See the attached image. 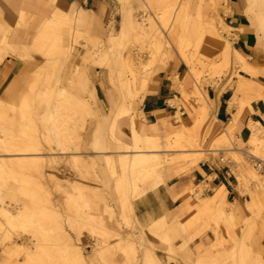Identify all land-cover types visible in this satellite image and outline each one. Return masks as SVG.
Instances as JSON below:
<instances>
[{"label": "bare ground", "instance_id": "6f19581e", "mask_svg": "<svg viewBox=\"0 0 264 264\" xmlns=\"http://www.w3.org/2000/svg\"><path fill=\"white\" fill-rule=\"evenodd\" d=\"M130 1L118 0L124 10L120 30L116 35L109 36L107 47L103 50L106 53L103 58L115 63V67H110V73L117 82V94L109 92L106 95V100L111 107L109 115L111 118L109 123L110 142L99 133L98 128L94 133L91 146L94 154H106L104 165L114 179V190L121 204V216L125 219L131 214L138 221L134 200L166 185L171 176L180 178L187 175L204 162L210 152H218L220 157L224 158L227 153L241 154L239 149L225 148L230 141L229 131L232 129L229 128L216 135L209 131V138L206 141L211 146L210 149L199 150L201 142L204 140V135L198 133L203 120H199L192 127L188 126L183 117L181 105L184 104L188 107L190 103H195L193 99H196L200 106L192 104V109H198L204 119L206 115L209 116L212 113V103L208 98L207 88L217 86L219 84L217 79L230 68L232 63L252 77H257L259 72L250 65L248 58L234 47L238 38L233 34V30L226 25L224 16L222 18L220 4L217 3L221 0H210V2L199 0L198 5L195 0H144L143 5L139 6L144 14L142 22L135 20L132 12L125 7ZM260 1L263 6L259 9L262 11L264 10V0ZM56 3L57 0H47L44 4L53 6ZM250 9L246 11L251 24L250 29L258 31L259 27H264V15L262 12L256 13L254 6ZM194 10L196 14H193ZM148 13L149 17L144 19ZM27 21L25 13L21 12L19 20L13 27L8 26L9 29L0 42V63L6 57L11 56L21 60L24 64L22 77L18 80L17 86L26 83L30 74L33 75V81H30L20 94H14L13 86H11L7 92L6 100L0 99V132L2 134L0 135V261L1 264H86L79 247L65 243L68 238L65 237L64 244L61 243V240L47 243V230L39 221L46 216L45 212L37 215L35 210L32 211L27 206L13 208L5 201L4 193L9 191L10 178L21 184L22 192L25 195L33 193L34 190L30 188L31 184H37L39 190L43 189L44 194L47 192L41 183H37L38 178L36 179L33 174H41V169L48 163L45 161L44 149L37 136L36 117L32 103L34 97L39 95L37 94L39 82L53 83V86L49 87L53 96L50 101L49 118L52 122L51 129L54 133L55 144L60 147L59 155L79 152L77 141L80 140V136L77 129H84L85 119L94 112V109H91L85 100L71 95L66 89L59 91V78L54 74L55 63L59 57L62 62L69 60L71 56L69 43L74 36L75 39L79 38V33H81L80 30H76L74 33L75 27L78 29L87 27V33H90V29H93L91 23H97L99 19L92 12L83 9L77 10L75 7L68 12L55 10L49 18L34 27L35 35L29 44L21 43L22 39L16 38L15 34L16 30L27 25ZM9 34L11 37L8 40ZM131 39L136 42H144L145 45L138 49V53L128 54L122 58L121 51ZM205 41H207L212 54L200 60L197 49L199 50ZM193 46L196 50L191 52ZM139 53H148L150 59L146 60ZM34 54L47 60L45 65H36L35 70L30 72L34 66ZM171 62H176V64L182 62L188 68L181 80L177 77H169L173 80V89L180 95L169 101L170 106L176 110L174 118L180 123L172 133L169 131L170 116L168 113L165 117L160 116L156 123L148 124L144 112L138 111L149 92L148 82L150 79L155 78L158 72L165 70ZM199 66L211 72L210 78L201 76ZM78 82L80 88L87 86L89 78L86 71L78 72ZM229 83L236 87L235 96L230 103L231 109L237 105L239 95L254 94L259 88L257 83L246 79L241 74L238 75L237 83H234L233 80H230ZM92 93L97 97L96 88L92 89ZM256 96L262 97L260 94ZM71 111H73L72 117L69 116ZM120 121L127 123L130 129L129 135H125L117 129V124ZM249 129L251 135L247 144L250 145L251 151L248 154L251 159H258L262 164L258 169H255L252 164L253 167L245 161L246 167L238 169L240 174L236 179L240 186H236V189L243 195L248 188L250 190V181L259 183L264 180V159L258 156L260 153L258 150L264 143V128L251 122ZM123 139H126L128 143ZM111 149H115L120 155L118 157L108 155L107 153ZM52 150L58 151L57 149ZM162 153L180 154L181 157L162 162L159 157ZM69 161L72 163L71 167L74 173L79 176L91 175L97 165V161L93 157L74 156ZM233 162L237 163L234 160ZM258 172L262 175L260 176ZM26 173L28 176L25 177ZM163 174H166L167 177H164ZM204 184L210 186L208 182L196 185L195 195H201L203 192L201 187H204ZM55 185L60 191L64 190L70 200L74 199L85 204L86 200L89 201L90 194L86 192L85 186L64 184L57 180H55ZM213 190L212 195L200 198L199 204L189 207V212L194 211L192 219L179 222L176 228H172V234H189L192 235L191 239L195 240L200 236L198 229L201 222L207 226L214 222L219 228L224 221L230 225L227 235L236 241L234 228L237 226L236 223L240 222L241 210L237 205L233 207L229 204L228 191L225 186ZM131 193L134 194V198L131 197ZM91 194L94 199L93 204L98 209L99 203L103 202L104 204V196L99 192ZM250 194L251 199L246 203L247 211L250 214L245 218L244 226L241 228L242 235L247 236L256 228L260 239L263 240L264 185L260 186V191L250 190ZM104 206L107 209V205L104 204ZM177 211L181 214L185 212L183 206L178 207L176 214ZM53 214L51 211L50 218H55L57 221L59 216ZM81 219L83 227L98 226V230L103 231L101 213L84 214ZM162 220L163 218L153 221L152 229L158 231L165 228ZM59 227L57 226V229H60ZM29 228H31V232L27 231ZM157 231H154L153 234L161 239ZM27 233L31 234L32 239L26 237ZM120 242L127 251L122 246H119V250L126 254L127 263H129L135 255L133 244L129 243L126 238H120ZM188 250L190 248H185L183 251L185 254H189ZM198 250L197 264H219L220 259L213 256L212 251L202 253L200 248ZM112 253V250L105 247L96 248L91 264L110 263ZM230 254L228 258L231 257L235 263L243 264L245 260L253 264L264 263L263 256H253L250 250H245V245L241 241L239 243L236 241V246L231 249ZM143 264H162V262L156 254L148 251L144 254Z\"/></svg>", "mask_w": 264, "mask_h": 264}, {"label": "rangeland", "instance_id": "374dc122", "mask_svg": "<svg viewBox=\"0 0 264 264\" xmlns=\"http://www.w3.org/2000/svg\"><path fill=\"white\" fill-rule=\"evenodd\" d=\"M224 1L225 0H221V2L217 1L218 5L220 4V9L222 5H225L226 1ZM195 2L197 3V5L199 4V0H195ZM208 2H210V0H208ZM245 2L247 4V10H251L250 8L254 6L256 13L262 12V14L264 15V10L261 11L259 9V7L263 6L260 0H245ZM117 5L119 15L118 17L116 16L111 22H92L91 26L93 28V31L90 29V33H87V27H83L80 29L75 27L74 33H76V30H80L81 33H79V38L75 39L74 36V38L71 39L69 43L71 49V56L69 60L66 62H62L61 57H59L57 58L55 63L56 67L54 74L59 78V91L61 89H66V91H69L71 95L85 100L89 104L91 109H94V112H92L91 115H89L88 118L85 119L84 129H77V133L80 136V140L77 141L79 152H70V154L68 155H59V152H61L59 151L60 147L55 144L56 142L54 140V133H52L53 130L51 129L52 122L49 118L50 101L53 98L52 92L50 90L51 88L49 89V87L53 86V83L46 81L39 82L37 85V94L39 95H36L34 97L32 103L34 105V114L36 117L37 136L40 138V142L44 149L43 155H45V161H48V163H46V165L41 169V174H33L36 179L38 178L37 183H41V185L48 193L46 192L44 194L43 189L39 190L37 184H31L30 188L34 190L33 193L25 195L22 192L21 184H19L18 182H14V180L10 178L8 185L9 191L4 193L5 201L13 208H23L24 206H27L32 211L35 210L34 212L37 215H41L43 214V212H45L46 216L42 218L43 220L39 221L41 222V225L44 227V229L47 230V243H55L61 240V243L64 244V239L68 238L65 243L79 247L86 260V264H91V259L93 257L95 249H100L102 247L113 251L110 263L108 264H143L144 254L148 251L156 254L162 264H197L199 248L202 253L209 250L212 251L213 256L220 259L219 264H239L235 263V261L232 260L231 257L228 258L231 255V249L236 246V241L238 243L239 241L243 242V244L245 245V250H250L253 253V256L264 257V246L262 247L264 239H260L257 229L255 228V231L252 233L249 232L247 236L242 235L241 228L244 226L245 218L249 216L243 213L240 216V222L236 221L238 224L236 223L237 226L236 228H234L236 232V241L231 239L227 235V229L230 228V225L224 221L221 223L219 228L214 222L209 226H207L204 222H201V226L198 229V233L200 236L195 240H192V235L189 234H172V228H176L179 222L182 223L192 219L194 211L189 212V207H195V205L199 204L200 198H206L214 193H207L206 190H209L210 187L206 184H204V187H201V190L203 192H201L200 196L194 194L196 185L190 184L185 195V198H187L186 205H184L185 212L183 211L184 213L181 214L177 211L176 214L175 211L170 215H166L165 217H163L162 224L165 226V228L161 230L157 231L156 229H152L153 221L145 222L142 220V218L139 217H137V221L136 218L131 214L125 219L121 216V204L118 195L114 190V179L110 176L109 171L104 165V157L106 154H94L93 148L91 146V143L94 139V133L98 128L99 133L103 135L104 138H107L108 142H110L109 123L111 118L109 117V115L111 112V107L106 100V95L109 92L114 93L115 95L117 94V82L114 79V76H111L110 73V67H115V63H111L108 59L103 58V56L106 54L103 50L107 47L109 36L116 35L120 30L124 10L123 5L120 2ZM125 7H127L128 10L132 12L135 20L142 22L144 14L141 12V7L134 5L132 1H130L129 4H127ZM193 14H196L195 10ZM149 15L150 14L148 13V16H146L144 19L148 18ZM31 25L32 23L27 21V25L22 28L28 30ZM256 32L259 35L260 42L257 50L264 54V27H259L258 31ZM34 35L35 32L32 36V39L34 38ZM9 36L8 40L10 38ZM143 45H145L144 42H136L135 40L131 39L123 47L121 51V57L123 58L128 56V54L138 53V49ZM193 47L194 48H191V52H193V50H196L195 46ZM197 51L199 53L198 56L200 57V60H203V57L207 58L212 54V52H210L209 46L207 45V41H205L201 45L200 49H197ZM140 55H143L146 60L150 59L148 53ZM46 60L47 59L42 58L36 54L33 55V62L38 63V65H45ZM175 61H177V59H175ZM201 67L202 66H199V69L201 70V76L203 78H210L211 72H208V69H203ZM82 70L86 71L89 78V82L85 88H80L81 86L78 82V72ZM239 74H242V71L237 66H235L234 63H232L230 68L217 80L219 81V84L222 81H234L235 78L238 79ZM30 81H33V75L31 74L28 77L27 85ZM153 81L154 77L150 79L148 85L151 86ZM229 81L227 82L225 89L234 86V84H230ZM217 86L213 88H216ZM93 88H96L97 90V97H95L92 93ZM193 101H195V103L192 102L189 104V111L187 110V113H191L194 111L195 116L201 115L202 117L201 119L193 120V122L190 124L187 123V125L192 127L199 120H203L198 133L199 135H204V140L201 142V147H199V150H207L211 147L206 141L209 138L207 132L210 126V124L208 126L206 125L208 116L206 115V117L203 119V115L198 109L193 110L191 106L192 104L200 106L196 99H193ZM142 105H140L138 111H141ZM181 107H183V105H181ZM185 108H187L186 105ZM70 115L71 117L73 116V111L69 113V116ZM169 122V131L170 133H172L174 131V128L180 125V123L177 122V119L174 120L172 118H170ZM229 132L230 141L225 148L239 149V152L241 154L238 153L236 155H233L227 153L224 159H230L232 162L233 160L237 162H233V166H231L233 174L235 175V177H237L240 174L238 172V169H240L241 167H246L245 161H247L250 165L252 164L251 156L248 154L250 153L251 149L249 144H244L236 139L234 130H230ZM0 135H2L1 132ZM123 141L125 142L127 140L123 139ZM126 143H128V141ZM52 149H57L58 151L55 152ZM258 151H260V153L258 152V156L264 159V143ZM107 154L113 157H118L120 155L118 154V152H116L115 149L109 150V153ZM208 154V158L204 162H209L212 158L219 160L221 156L218 154V152H210ZM74 156L93 157L94 159H96L97 165L94 168V172L91 175L83 176H79L74 173L71 167L72 163L69 161L71 157ZM159 157L163 162V160L179 158L181 157V155L162 153ZM194 169L191 170L187 175H184L180 178H188L192 174ZM24 175L25 177L28 176L27 173ZM259 175L261 176L262 174ZM163 176L167 177L166 174H163ZM172 177L178 179L177 176H171V178ZM55 180L60 181L64 184L68 183L75 186H85L86 192L90 194L89 201L86 200L87 203L85 204L74 199L70 200L64 190L60 191L56 188ZM211 180L212 178L209 179V181ZM262 184L264 185V180H261L259 183L250 181V190L260 191V186ZM236 186H240L238 181H236ZM31 189H29V191H31ZM250 190L248 188L247 191L244 192V195L250 197ZM92 192H99L100 194H103L104 204L107 205V209L105 208L103 202L99 203V207L97 209L96 205L93 204L94 199L91 194ZM240 194L243 195L242 192H240ZM133 196L134 194L131 193L132 198L135 197ZM136 201L137 200H134V204ZM14 202H16L17 204H15ZM51 211L59 216L57 221L55 220V218H50L49 214L51 213ZM97 212L101 213L102 215V224L104 226V228H102L103 231H101V229L98 230V226L88 228L83 227V220L81 218H83L84 214H96ZM57 226H60V229H57ZM27 231L31 232V228L27 229ZM154 231H157V233L161 236V239L158 238L156 234H153ZM25 235L27 238L32 239V237L30 236L31 234L27 233ZM120 238L128 239L129 243L131 242V244H133V248L135 249V255L131 258V261L129 263H127L126 254L122 253V251L119 250V246H122L124 248V246L121 245ZM185 248H190V250H188L189 254L184 253L185 251L183 250ZM1 263L2 262L0 261V264ZM243 264L253 263H251L250 261L247 262L245 260Z\"/></svg>", "mask_w": 264, "mask_h": 264}, {"label": "crops", "instance_id": "0c3cea01", "mask_svg": "<svg viewBox=\"0 0 264 264\" xmlns=\"http://www.w3.org/2000/svg\"><path fill=\"white\" fill-rule=\"evenodd\" d=\"M47 0H0V42L9 29L13 27L19 20L21 12H24L28 21L32 23L27 29L16 30V38L22 39L21 43H30L35 32V26L41 21L49 18L55 10L63 12L70 11L73 7L77 10L83 9L92 12L99 22H111L116 16L118 17V0H57L53 6L44 4ZM134 5H143L144 0H131ZM221 11L224 16L225 23L233 30V34L237 36L234 43L236 49L241 51L247 58L250 65L259 72L257 77L242 72L246 79L254 81L259 85L258 90L254 94L247 96L239 95V101L236 106L230 108V103L235 96L236 87H228L225 89L227 82L222 81L216 88H208L207 95L211 101L212 113L208 116L207 126L208 132L221 134L227 128L234 130L237 140L246 144L249 141L251 131L250 123L259 124L264 128V54L259 52V35L256 31H252L249 18L246 14L247 4L245 0H225ZM226 8V9H225ZM98 21V20H97ZM11 37V36H9ZM10 39V38H9ZM34 63L30 72L35 70L38 63ZM24 64L15 57H6L0 63V99L6 100L7 92L13 86L14 94H20L27 86V80L24 84L17 82L22 77ZM187 66L178 62H171L165 70L160 71L152 85L148 94L144 98L141 111L144 112L147 123L152 124L158 121L160 116L165 117L166 113L170 118L176 119L175 109L170 106L169 101L180 96L173 89V80L169 78L177 77L183 79L187 73ZM238 79H234L237 83ZM260 94L262 97H257ZM253 99H250L252 98ZM183 117L186 123H192L193 120L200 119L201 115L195 116L194 111H189V105L185 108L182 104ZM165 112V113H163ZM140 122V120H139ZM142 124L144 122L141 121ZM118 129L125 135L130 134V129L124 121L118 123ZM210 132V133H211ZM224 168L218 160L212 158L209 162L200 163L188 178H170L166 185L159 187L157 190L149 192L144 197L137 200L134 204L136 216L142 218L143 221H157L175 212L179 206L186 205L187 198L185 195L190 184H200L209 182L211 188H219L225 186L228 191L227 200L229 204L240 208L241 213L249 215L246 203L250 201V197L241 195L236 189V177L232 172V176L227 177ZM209 181V179H211ZM264 246V241H263Z\"/></svg>", "mask_w": 264, "mask_h": 264}, {"label": "built area", "instance_id": "2783aa9c", "mask_svg": "<svg viewBox=\"0 0 264 264\" xmlns=\"http://www.w3.org/2000/svg\"><path fill=\"white\" fill-rule=\"evenodd\" d=\"M175 109V108H174ZM176 111V110H175ZM176 114V113H175ZM218 162L220 163V165L224 168L225 170V174L227 177H230L232 176V167L233 166V162L230 160V159H224V157H220ZM251 162L253 164V166L255 167V169H258V167L262 164L259 163V160L258 159H251ZM263 169V168H262ZM208 185V184H207ZM209 190H206L207 193H210V192H213L214 190H212L213 188H211V186H209Z\"/></svg>", "mask_w": 264, "mask_h": 264}]
</instances>
